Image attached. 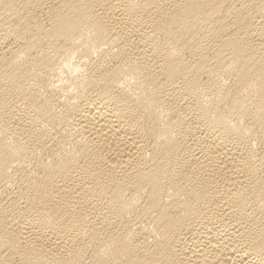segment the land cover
Here are the masks:
<instances>
[{
	"label": "bare ground",
	"instance_id": "1",
	"mask_svg": "<svg viewBox=\"0 0 264 264\" xmlns=\"http://www.w3.org/2000/svg\"><path fill=\"white\" fill-rule=\"evenodd\" d=\"M0 264H264V0H0Z\"/></svg>",
	"mask_w": 264,
	"mask_h": 264
}]
</instances>
